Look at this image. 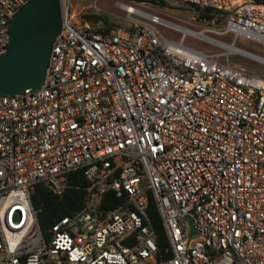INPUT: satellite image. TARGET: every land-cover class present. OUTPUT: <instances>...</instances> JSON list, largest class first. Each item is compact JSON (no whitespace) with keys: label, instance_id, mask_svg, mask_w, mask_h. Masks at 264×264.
<instances>
[{"label":"built area","instance_id":"2783aa9c","mask_svg":"<svg viewBox=\"0 0 264 264\" xmlns=\"http://www.w3.org/2000/svg\"><path fill=\"white\" fill-rule=\"evenodd\" d=\"M26 1L0 0V54ZM164 1L215 9L207 31L264 44L262 3ZM65 3L40 86L0 94V264H264V78L133 5L128 29L97 32ZM78 169L83 205L43 234L32 186L59 194ZM107 191L118 202L100 206Z\"/></svg>","mask_w":264,"mask_h":264},{"label":"rangeland","instance_id":"374dc122","mask_svg":"<svg viewBox=\"0 0 264 264\" xmlns=\"http://www.w3.org/2000/svg\"><path fill=\"white\" fill-rule=\"evenodd\" d=\"M60 2L62 6L66 4V0H60ZM67 3L69 16L81 24H87L89 27L101 25V21H89L83 18L84 15L96 14L105 17L109 23L121 29H128L131 26L132 15L125 12V6L133 5L161 18V24L154 26L163 36L178 39L182 35V30L199 35V32H202L204 36L218 43L208 45L197 39L198 36L184 34V44L216 53L218 61L239 66L249 73L264 78V44L242 38L232 41L230 33L220 34L207 31V29L218 31L222 27L223 15L217 14L207 20L199 16L198 10H193L187 5L167 3L162 6L147 1L67 0Z\"/></svg>","mask_w":264,"mask_h":264},{"label":"water","instance_id":"95a60500","mask_svg":"<svg viewBox=\"0 0 264 264\" xmlns=\"http://www.w3.org/2000/svg\"><path fill=\"white\" fill-rule=\"evenodd\" d=\"M60 25V0H27L13 13L6 48L0 54V94L40 86Z\"/></svg>","mask_w":264,"mask_h":264},{"label":"trees","instance_id":"16d2710c","mask_svg":"<svg viewBox=\"0 0 264 264\" xmlns=\"http://www.w3.org/2000/svg\"><path fill=\"white\" fill-rule=\"evenodd\" d=\"M151 4L166 5L164 0H146ZM258 3L264 4V0H255ZM193 10H198L199 16L204 19H211L219 14V11L199 6H188ZM85 20L101 21V25L90 27L91 30L97 32L107 31L110 27H115L109 23L105 17L96 14L84 15ZM66 187L59 194L54 193L50 187L44 182L35 183L30 192V201L32 207L36 211L37 222L43 234H46V229L56 222L61 216L69 215L83 205L85 196V187L88 182L80 169L69 172L66 175ZM118 202L110 191L102 195L100 206L110 207ZM149 216V221L152 229L156 234L155 243L158 250H161L166 245L164 232L159 220V216L153 202L150 200L146 209Z\"/></svg>","mask_w":264,"mask_h":264},{"label":"bare ground","instance_id":"6f19581e","mask_svg":"<svg viewBox=\"0 0 264 264\" xmlns=\"http://www.w3.org/2000/svg\"><path fill=\"white\" fill-rule=\"evenodd\" d=\"M182 32L184 34H190V35H195V36H200L198 33H192V32H188V31H185V30H182ZM222 47H225L224 45H222ZM233 50V49H232ZM259 61V60H258Z\"/></svg>","mask_w":264,"mask_h":264}]
</instances>
